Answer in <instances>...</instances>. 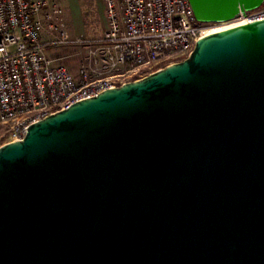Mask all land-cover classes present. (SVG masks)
I'll return each instance as SVG.
<instances>
[{
  "label": "water",
  "instance_id": "obj_1",
  "mask_svg": "<svg viewBox=\"0 0 264 264\" xmlns=\"http://www.w3.org/2000/svg\"><path fill=\"white\" fill-rule=\"evenodd\" d=\"M0 264H264V19L2 144Z\"/></svg>",
  "mask_w": 264,
  "mask_h": 264
},
{
  "label": "built area",
  "instance_id": "obj_2",
  "mask_svg": "<svg viewBox=\"0 0 264 264\" xmlns=\"http://www.w3.org/2000/svg\"><path fill=\"white\" fill-rule=\"evenodd\" d=\"M106 27L69 34L60 0H0V140L106 89L138 80L192 52L203 35L264 19V4L220 22L196 20L189 0H103ZM85 51L75 77L50 48Z\"/></svg>",
  "mask_w": 264,
  "mask_h": 264
},
{
  "label": "rangeland",
  "instance_id": "obj_3",
  "mask_svg": "<svg viewBox=\"0 0 264 264\" xmlns=\"http://www.w3.org/2000/svg\"><path fill=\"white\" fill-rule=\"evenodd\" d=\"M64 9V19L72 37L100 35L106 27L105 7L103 0H60ZM49 58L56 59V64L64 65L75 76H78L80 62L85 51L75 46L50 48L45 51ZM3 143L0 140V146Z\"/></svg>",
  "mask_w": 264,
  "mask_h": 264
}]
</instances>
